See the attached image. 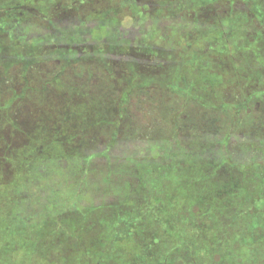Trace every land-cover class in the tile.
I'll use <instances>...</instances> for the list:
<instances>
[{"label": "rangeland", "instance_id": "rangeland-1", "mask_svg": "<svg viewBox=\"0 0 264 264\" xmlns=\"http://www.w3.org/2000/svg\"><path fill=\"white\" fill-rule=\"evenodd\" d=\"M59 1L0 0V264H98L108 240L116 264H211L223 250L225 264H264V117L224 112L261 96L264 0H61L45 17ZM178 11L200 25L159 32ZM138 34L151 61L182 64L177 100L151 97L146 112L132 89L164 81L151 61L130 75ZM42 57L65 62L49 92L27 71ZM75 60L101 65L118 97L99 80L79 88ZM234 229L244 244L223 241Z\"/></svg>", "mask_w": 264, "mask_h": 264}, {"label": "flooded vegetation", "instance_id": "flooded-vegetation-1", "mask_svg": "<svg viewBox=\"0 0 264 264\" xmlns=\"http://www.w3.org/2000/svg\"><path fill=\"white\" fill-rule=\"evenodd\" d=\"M60 1L58 2V7L57 8L53 7L52 4L50 5V7H51V9H53V11L49 12L47 14V16H45V17L48 18L50 16H54V20H55L56 17L58 18V17L61 16L60 13L63 12L65 10V8H63L60 5ZM263 3H264V1H263ZM16 6H20V5H16ZM20 7L23 8L22 6H20ZM26 9H28V8H26ZM58 12H59V14H58ZM202 12L203 13H207L206 11H202ZM27 14H30L31 17H33L34 14H37V10L34 11V12L27 11ZM40 17H42L41 13H40ZM158 20L161 23V26L158 28V31H159V29L161 27L164 28L163 30H161V32H165V28L168 29L169 28L168 25H170V27H172V28L176 27L179 30L180 33H183V32L184 33H188L187 31L192 32V30H190V29L195 27V24L196 25L197 24L200 25V22H196L194 20V15H193V12H191V11L190 12H185V13H180L178 11V13H175V15H173V16L170 15V14L168 15L167 13H160L159 16H158ZM241 23L243 24V19L241 20ZM230 24H232V21H230V23L228 25H230ZM257 26H258V23H257ZM230 28L232 30V27H230V26L228 27V29L225 28L226 29L225 32L227 33V35L231 33ZM227 30H229V31H227ZM252 33H254V32H252ZM118 35L119 34L116 32V36H118ZM139 35L140 34H138L137 38H136L137 42H139L138 46H136L137 49H138L136 54H138V56L135 57L134 60H132V67H131V69H129V73H130V75H132V73L134 72L139 77L145 78V76L148 75V73H146L147 71H145L144 68H140V64H141L142 61H144V62L151 61L150 52H145V51H147V47L146 46H149L152 49H153L154 46H153V43H151L153 41L149 39L151 35H146L145 36V34H143V37H139ZM260 36L264 39V32L261 33ZM211 41L215 42L214 39L211 40ZM259 41H260V39H258L257 42H258L259 46L261 47L262 42H259ZM209 44L210 43H207V45H209ZM59 46H63V47H66V48L72 47V46H67L66 44H60ZM207 48H208V46H207ZM206 51H208V49H206ZM124 55H125V57H124L125 61L126 60L130 61L131 60L130 57H133V53L130 54V57H129V55H126V53ZM78 56H79V54L77 55V57ZM62 60H63V58L58 59V58H54V57H50V58L46 57L44 59L42 57L41 59H37V60L34 59V60L31 61L29 68H27V71L29 72V77H33V76L37 77L36 79H37L38 83L36 84V86H37L38 90H42V91L46 90V92L50 91L51 85L54 84V82L57 81L56 77L60 76L59 72H60L61 69L59 68V66L62 65L63 63H65ZM176 60H178V59L170 56L167 59H166V57H164V58L161 57L160 60L158 59V60L151 61L153 65H156V66L159 67V70L155 69L156 73L154 75H152V76L156 77L158 79V81H164V82H163V84H158L159 85L158 89H155V88H151V85L155 81L150 83V82H146L147 81L146 80L140 85L138 83H136L137 81H135L136 84H135L134 88L132 89V94H131V95L136 96V101L133 103L135 109L136 108L139 109V107H140L145 112L149 111L150 104H151V100H150L151 97L159 98V99H166L167 97L171 98V96H174L173 99L177 100V97L175 96L174 91H176V92L178 91V90H176L175 87L178 86L177 82L182 78V75L178 76L179 73L174 74V71L172 70V68H175V67L178 68L179 66H182V64H179V62L176 61ZM69 61H72V60H69ZM76 61L77 60H75L73 62H69L70 66H71L69 68H70V70L72 72V75L74 74L73 70L76 69V68L79 69V67H84V71H85V74L83 75V77L81 75L78 76L79 78L82 77V78H80V80H76L75 78H73V80L75 81L76 85L79 86V88L82 86L83 81L85 82L87 80L88 81L91 80V81H95L97 83V80H99L100 85L98 87H101V89H102V88H104L103 86L107 85L106 86L107 88H104V89L107 90L108 88H113L114 92L116 93V97H113V98H117L118 97L119 93L121 92L120 88L116 87L117 85H116L115 82H113L111 79H107L103 75L104 69L102 68L101 65H99L97 63H91V64H81L80 63V64H78V62H76ZM18 64H19L18 62H15V65H18ZM75 64H77V65H75ZM72 66H74V67H72ZM94 66L99 68L100 71H96L95 73H92L90 70ZM98 77H99V79H98ZM104 77L106 78L107 82L108 81L110 82L109 85H108L107 82L103 85ZM252 79L259 80L255 76H253ZM260 82H263V83H260V86H259L261 88L260 89V91H261V96L260 97L256 96L255 92H253L252 90L251 91L248 90L246 92H248V93L252 92V93L250 94V96L246 95V96L243 97L244 101H242L241 105L240 104L235 105V106L228 105V107H226L225 110H224V112L237 114V113L240 112L239 110L242 109V113L244 114V117L242 119L243 123H241V125H243V126L247 125L249 122L252 123L253 120H256V118L258 120H262V118L264 117V105L261 106V104H260L261 97L264 95V79H263V81H260ZM0 85L6 86V80H5L4 77H1V75H0ZM255 86L257 87L258 83ZM153 89L157 90V91H155L157 93L151 92ZM137 91L141 92L142 94L140 96H139V94H137V95L134 94ZM250 97H254V98H252L250 101H248V98H250ZM130 99L132 100L133 98L131 97ZM41 100H42V97H41V99L39 101H41ZM21 106H24V104H21ZM163 107L171 109L172 106L171 105H166V106H163ZM19 108H21V107H19ZM210 108H211V110L207 109V110H203V111L204 112H209V113H215L216 112L214 106H211ZM15 109H18V107L15 108ZM155 111L156 112L157 111L160 112V108L158 109V107H156ZM251 111L254 113L253 117L251 115L252 114ZM224 112L222 111L220 113H224ZM246 114H249V115H246ZM253 118H255V119H253ZM231 119H232V121H235V117L234 116Z\"/></svg>", "mask_w": 264, "mask_h": 264}, {"label": "trees", "instance_id": "trees-1", "mask_svg": "<svg viewBox=\"0 0 264 264\" xmlns=\"http://www.w3.org/2000/svg\"><path fill=\"white\" fill-rule=\"evenodd\" d=\"M90 71L92 73H95L96 71H100V69L94 66V67L91 68ZM73 72H74V74L72 76L76 80H80V78H82L83 75L85 74L84 67H79V69L76 68V69L73 70ZM79 75H81L82 77L79 78L78 77ZM103 75H104V73H103ZM85 83H86V81H85ZM103 97H105V96H103ZM108 99H110V98H108ZM15 110H17V109H15ZM20 110H21V108H20ZM219 228H221V226H219ZM234 232L235 233L232 234V236L229 235V234L225 235V239H223V241H227L228 242L231 239V240L239 242V243L242 241V244H244L243 238L240 236V234L243 233V232L242 231H238V229H236V230L234 229ZM111 242L112 241L108 240V241H105L103 243H99L98 247L100 246V249H102V248H106V249L103 250L102 254L99 255L100 258L97 255L96 259H100L101 260L100 261L101 263H98V264H116V259H114V256L110 252L111 249L113 248ZM245 244H246V249L248 251L252 252L251 249H249V244H251V243L250 242H246ZM187 247L188 246L182 247V249H181L182 252L180 253L181 255H183V256H185V255L191 256L192 252H190V250ZM87 248L90 249L89 246ZM225 252H226V250H223L222 252L217 253V257L213 258V260H210L211 264H225V261L227 260L226 256H224ZM228 255H229V257H227V258L230 259V257H232V255L229 254V252H228ZM231 259H233L235 261L234 263L241 264L243 262V260H244V255L237 254V255L233 256ZM109 262H111V263H109ZM164 264H166V263H164ZM230 264H232V263H230Z\"/></svg>", "mask_w": 264, "mask_h": 264}, {"label": "crops", "instance_id": "crops-1", "mask_svg": "<svg viewBox=\"0 0 264 264\" xmlns=\"http://www.w3.org/2000/svg\"><path fill=\"white\" fill-rule=\"evenodd\" d=\"M0 26H1V22H0Z\"/></svg>", "mask_w": 264, "mask_h": 264}]
</instances>
